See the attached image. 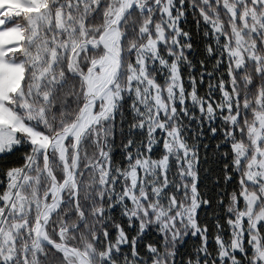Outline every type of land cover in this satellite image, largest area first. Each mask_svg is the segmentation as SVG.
<instances>
[{"label": "snow or ice", "instance_id": "1", "mask_svg": "<svg viewBox=\"0 0 264 264\" xmlns=\"http://www.w3.org/2000/svg\"><path fill=\"white\" fill-rule=\"evenodd\" d=\"M186 4L213 41L199 81ZM205 129L228 145L220 187L235 177L215 197ZM16 152L0 264H264V0H0V157Z\"/></svg>", "mask_w": 264, "mask_h": 264}, {"label": "trees", "instance_id": "2", "mask_svg": "<svg viewBox=\"0 0 264 264\" xmlns=\"http://www.w3.org/2000/svg\"><path fill=\"white\" fill-rule=\"evenodd\" d=\"M199 18V15L197 13L196 17H193L192 10L189 9L187 4L185 5V18L182 19L180 26L190 33L192 36V43L194 50L192 54L190 55V59L193 61V63L196 65L194 72L197 73V80L199 81V75L198 73L201 71L200 65L198 61L204 60L205 61V68H207L209 71L212 69L213 59L212 58H206L205 54V46L207 43H212L211 37L205 38L203 36V21L201 20V24L198 26L196 24V19ZM183 74L185 75V87L187 88V69L182 70ZM158 80L162 83V80H160L158 75ZM216 81H213L215 83ZM208 88V79L205 77V82L203 84L197 83V91L198 94L203 96L206 94ZM218 95V94H214ZM197 115L199 113L197 112ZM193 125H195V121L192 122ZM206 135L202 140V146L200 149V162L198 164V175L200 178V183L198 184V187L201 189L202 192L206 196L215 197L218 194H220L224 189H227L228 191H231L233 188L236 187L235 184V177L234 181L229 185H224V189L220 187L221 184H223V160L221 158V152L228 150V145L223 144L222 139L219 137H211L209 134H207V129H205ZM190 135V133H189ZM141 135L138 133L135 137V139H140ZM221 144V149H216V144ZM119 144V139H117V145ZM203 145H207L205 148ZM160 155H162V151L156 150L153 152L152 157L158 158ZM114 160L116 161H122L123 157L121 156V150L119 147H116L114 151ZM21 155L19 152H16L15 154H10L8 156L0 157V180H4V171L15 166H19L21 163ZM219 181V183H217ZM4 185L0 184V191L4 190ZM225 202H227V198L225 197ZM217 212L220 213V222L222 225H224L225 228V235H227V225L224 219V213L222 208L219 205H214ZM204 214H207L209 216L208 223L210 225V234L212 233V211L211 209H206L205 213H202V216ZM114 215L119 218V209L114 210ZM159 238L155 235V233H152L148 237L147 242H155ZM193 247V238L189 237L187 238L185 244L180 248V255L184 256L186 253L190 252Z\"/></svg>", "mask_w": 264, "mask_h": 264}]
</instances>
